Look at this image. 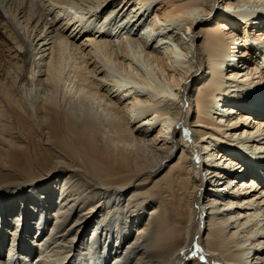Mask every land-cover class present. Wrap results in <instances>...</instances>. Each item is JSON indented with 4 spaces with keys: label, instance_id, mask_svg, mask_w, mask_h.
Returning <instances> with one entry per match:
<instances>
[{
    "label": "bare ground",
    "instance_id": "obj_1",
    "mask_svg": "<svg viewBox=\"0 0 264 264\" xmlns=\"http://www.w3.org/2000/svg\"><path fill=\"white\" fill-rule=\"evenodd\" d=\"M150 4L153 28L127 38L179 89L165 107L89 27ZM180 20L178 68L148 40L168 27L184 46ZM258 41L264 0H0V264H264V165L244 154L264 153V98L232 89L264 79Z\"/></svg>",
    "mask_w": 264,
    "mask_h": 264
},
{
    "label": "rangeland",
    "instance_id": "obj_2",
    "mask_svg": "<svg viewBox=\"0 0 264 264\" xmlns=\"http://www.w3.org/2000/svg\"><path fill=\"white\" fill-rule=\"evenodd\" d=\"M219 4H220V7L225 5L224 2L222 3L221 1L219 2ZM144 9H147V12L145 13L146 15H144L145 17L142 16L141 19H139L135 25H132V22H131V24H130V22L124 23V24H123V21L118 22L121 17H118L117 21H113V20L111 21L112 17L106 18L105 13H102V15H100L98 18H96L94 21H92L90 23L89 27L92 30H96L97 29L96 27H100L102 25L101 30H103V31H101L100 33H103L104 31L106 33L108 32L110 34L113 33L112 37L110 38L113 41L112 48L109 51L110 54L112 53V56H114L116 53L122 54V53L128 52L131 55L129 57V63H132L135 68L137 67V69H139L143 73L144 77L149 78V80L152 84V88L154 89V87H155V90L159 91L160 94L163 95V96H160V99H162L164 101L161 103V105L163 104L162 106L165 107V102H167L166 100H169L170 102L177 101V99L179 97V96H177V93H179V89H178V92H176L175 91L176 87L172 85V82L169 81L168 78H166L167 72L165 71V73H164V71L157 65V63H152V61L146 57V55L142 51V46L140 43H137V42L131 43L132 40L127 38V37H134V36L135 37L136 36L141 37L142 33L145 31V29H148V28L152 29L153 28V25H152L153 21L154 20L157 21V19H159V18H157L155 11H153V9H152V4H150L149 6L146 5L144 7ZM144 9L139 10V14L136 16V19H138V16L143 13ZM255 9L256 8H254V7L245 6V10L247 12L252 13L253 10L255 11ZM69 10L73 13H75V12L77 13V11H79V9H76V8H69ZM231 10H232V12L233 11L239 12V9H234V7H232ZM110 22H112V23H110ZM176 24L180 28V29L178 28V31L180 33V36L182 37L183 42L184 41L186 42V44H184V46H182L183 44L181 42H178L179 40L175 39L171 34L168 33V27H162L161 29H163V32L159 33V34L156 33L152 38H150L148 40V42L155 44L156 41L163 40V38L159 39L161 34H162V36H164V35L167 36L166 38H164V40H166V42L168 44H170L169 47L173 49V53H172V58H167L166 60L169 62V64L173 63L171 66H174V67L176 66V67L180 68V67L185 66L186 62H189V59L191 58L190 53H189V56L186 55V54H188L187 53V49H188L187 47L189 46L188 44L190 43L188 35H190L191 32L189 31V29H186L187 34L183 31V29H185V27H187V23L185 20H180V21H178V23L175 22V25ZM127 26H128V28H127ZM130 31H131V33H130ZM139 44H140V46H139ZM252 45L254 47H256L258 50V53L256 54L258 57L256 58V60L264 71V42L263 41L254 42V43H252ZM185 47H186V49H185ZM134 53H135V55H134ZM239 55H240V53L238 54V56ZM232 58H234V57H232ZM230 63H232V62H230ZM247 71L248 70L241 72L240 75L246 74ZM108 74L111 75L110 78L112 80L122 81L125 79V76L121 73L111 71L110 73L108 72ZM257 76H258V74L256 76H253V77L251 76L250 80L248 82H245V78L240 77L238 82L232 83L233 85H235V87L232 89L238 90L237 94H241L242 96L248 97V99H252V103L255 102L254 105H252V104L249 105L252 107L254 106V108L257 107V105L255 106V104L261 102L262 99L264 98V79L261 80L260 78H257ZM252 78H253V80H252ZM229 83L230 82H228V84ZM155 90H153V91L155 92ZM175 96H177L176 97L177 99L175 98ZM130 99H132L131 96H130ZM235 100H238V98L237 99L235 98ZM240 100H241V98H240ZM87 106L89 107L88 110L92 111L91 110L93 108L92 105L87 104ZM219 108L222 110L224 109L221 102H219ZM93 111H94V109H93ZM145 115L146 114H144V116ZM153 115L151 114L150 117H154ZM217 115L218 114H216L214 116L217 117ZM162 125H163V123L157 121V124H155V127L157 129H160L161 127H163ZM252 125H253V123H252ZM166 126H167V124L164 125L165 132L168 131ZM171 127H172V125L169 126L170 130L172 129ZM237 141H239V140L236 139L232 145L227 146V144H225V146H223V147H226L227 150H230L231 152L239 153L241 147H240L239 143L237 144ZM255 145H257V142L255 143ZM254 151H255V149L252 150L250 148V153H249V149H248L247 154L246 153H244V154L251 159L252 158L255 159L257 157L260 158L257 161V163L258 164L262 163V165H264V156L259 157L260 155H262L264 153H258V150H256V153ZM250 212H252V211H250ZM253 229H256V227H254ZM243 234H246V233H243ZM243 238L245 239V237H243ZM251 242H252V240L251 241L248 240L246 242V246L251 247Z\"/></svg>",
    "mask_w": 264,
    "mask_h": 264
}]
</instances>
